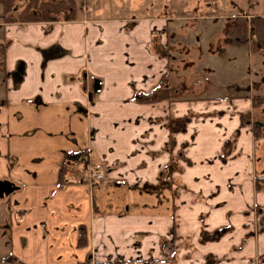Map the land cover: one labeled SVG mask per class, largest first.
I'll use <instances>...</instances> for the list:
<instances>
[{"label":"crops","instance_id":"1","mask_svg":"<svg viewBox=\"0 0 264 264\" xmlns=\"http://www.w3.org/2000/svg\"><path fill=\"white\" fill-rule=\"evenodd\" d=\"M123 1L130 4L113 13L100 2L89 13L85 0H74V19L23 22H8L2 6L0 181L15 190L0 198V258L264 264V136L252 126L264 117V106L252 105L264 96V50L225 36L230 18L264 16V0L220 15L225 21L213 28L224 34L221 44L196 56L208 69L195 70L187 87L161 52L169 17L149 12L152 0L144 12L135 11L137 0ZM26 2L17 0L16 10ZM179 57L181 66L190 61ZM217 61L224 75L241 72L224 92L208 65L218 73ZM164 75L165 98L134 100ZM77 150L88 152L86 170L72 166L67 175L77 181L59 187L64 155ZM90 169L105 177L90 178Z\"/></svg>","mask_w":264,"mask_h":264},{"label":"rangeland","instance_id":"2","mask_svg":"<svg viewBox=\"0 0 264 264\" xmlns=\"http://www.w3.org/2000/svg\"><path fill=\"white\" fill-rule=\"evenodd\" d=\"M85 2L88 6L89 13H94V11H92V8L97 9L98 2L103 4L102 9L104 13L111 10L113 13L114 8L118 4H122L123 6L124 4L126 6L130 4V2H125L123 0H85ZM105 3L108 4L107 9L104 6ZM14 5L15 8H17V0H15ZM133 5H137L135 11L144 12L143 9H145V6L150 5V3L145 2V0H137V2L133 3ZM147 9L149 12H153L154 14L159 12L169 17L167 28L169 46L167 47V50L169 54L168 57L170 58V66L168 70L171 76H173L174 73H177V76L181 80H184L185 86L187 87L189 86L188 80L192 78L194 79L195 76L197 77V75L194 73L195 70L197 72H206V70L208 69L207 64L205 62L201 64L202 61L199 62L198 59H196V56L199 54L204 58L206 57L204 52L210 54L211 50L213 49L210 47L220 46L221 44L222 40H220V38L224 34L220 33V35H218V29L216 30L213 28L220 26L217 24V22H221L222 25V21H225V19L223 17H220V15H226L227 17L230 15L234 16L239 11L248 12L249 4L247 0H152L151 9H149V7H147ZM201 14L204 16L198 20L189 16H200ZM208 16L212 17L210 19H202ZM2 17V0H0V21ZM216 17H220L222 18V20H215L217 19ZM178 36L179 40L180 38H182L184 41L181 42L177 40ZM187 42H190L191 44ZM221 46L224 47L225 44ZM179 55L183 56L184 59L186 58V60L190 59V61L185 62V65L181 66L184 62L182 64L177 63L178 59L180 58ZM1 59L2 58H0V60ZM222 64L223 67L229 68V65H227L226 63L223 62ZM208 65H210L209 68L211 71L214 72L215 70V79H218V84H220V87L218 88H222V91L226 87L223 83L227 82V80H242L240 70L234 69L232 70V72L230 71L227 75H224V73L218 66V61V73L214 64L209 63ZM180 68L185 69V74H179L178 71H180ZM4 75L5 73L0 72V91L5 87L4 81L2 80L4 78ZM216 90L217 89L215 87L213 92H217ZM182 94L185 93L183 92ZM6 226V224H3L1 225V228H6Z\"/></svg>","mask_w":264,"mask_h":264},{"label":"trees","instance_id":"3","mask_svg":"<svg viewBox=\"0 0 264 264\" xmlns=\"http://www.w3.org/2000/svg\"><path fill=\"white\" fill-rule=\"evenodd\" d=\"M15 0H2L4 14L8 15V22H23V21H41V20H57L58 14H63L65 20L74 19L75 3L74 0H27L23 9L17 11L14 5ZM17 13L13 15L12 13ZM225 36L227 43L232 46L240 47L252 42L254 50H264V16H254L246 18L238 16L230 18L225 27ZM161 52L167 54V48H161ZM166 77L163 76L159 85L152 91L136 92L134 100L140 103L156 102L162 100L167 95V89L162 88L165 85ZM252 105L254 108L264 106V96L253 97ZM188 118H185L186 121ZM244 122H249V119L244 118ZM254 134L256 136H264V117L252 122ZM173 144V143H172ZM88 163L87 150H77L68 152L64 155V162L59 171L58 186L72 183L75 180L67 175L68 170L73 166L86 170ZM82 179H79L81 181ZM264 185V178L257 180V186ZM85 243V232L80 228V244ZM0 264H23L14 256H4L0 258Z\"/></svg>","mask_w":264,"mask_h":264},{"label":"water","instance_id":"4","mask_svg":"<svg viewBox=\"0 0 264 264\" xmlns=\"http://www.w3.org/2000/svg\"><path fill=\"white\" fill-rule=\"evenodd\" d=\"M13 190H15V187L11 182L6 180L0 181V198L9 195Z\"/></svg>","mask_w":264,"mask_h":264},{"label":"built area","instance_id":"5","mask_svg":"<svg viewBox=\"0 0 264 264\" xmlns=\"http://www.w3.org/2000/svg\"><path fill=\"white\" fill-rule=\"evenodd\" d=\"M89 173V177L92 179H103L105 177V172L102 169H90Z\"/></svg>","mask_w":264,"mask_h":264}]
</instances>
